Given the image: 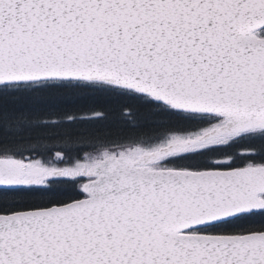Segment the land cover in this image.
<instances>
[{
  "label": "snow or ice",
  "instance_id": "obj_1",
  "mask_svg": "<svg viewBox=\"0 0 264 264\" xmlns=\"http://www.w3.org/2000/svg\"><path fill=\"white\" fill-rule=\"evenodd\" d=\"M0 264H264V0H0Z\"/></svg>",
  "mask_w": 264,
  "mask_h": 264
}]
</instances>
